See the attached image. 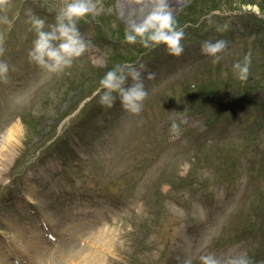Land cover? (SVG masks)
I'll use <instances>...</instances> for the list:
<instances>
[{
	"label": "rangeland",
	"instance_id": "rangeland-1",
	"mask_svg": "<svg viewBox=\"0 0 264 264\" xmlns=\"http://www.w3.org/2000/svg\"><path fill=\"white\" fill-rule=\"evenodd\" d=\"M93 2L78 22L88 47L59 73L28 53L33 21L47 31L61 0H10L0 13V62L9 65L0 145L19 126L0 153V246L8 239L16 249L24 232L30 264H78L82 252L100 264H200L208 254L264 264V0H167L185 32L179 57L123 42L146 8ZM219 39L228 46L213 63L201 45ZM248 54L241 81L233 65ZM118 64L142 74L139 115L119 97L109 108L93 95ZM107 236L110 247L98 251Z\"/></svg>",
	"mask_w": 264,
	"mask_h": 264
},
{
	"label": "clouds",
	"instance_id": "clouds-1",
	"mask_svg": "<svg viewBox=\"0 0 264 264\" xmlns=\"http://www.w3.org/2000/svg\"><path fill=\"white\" fill-rule=\"evenodd\" d=\"M62 7L55 17V23L44 30L45 21L35 19L33 27L36 38L28 53L29 59L48 73H59L70 68L77 58L82 56L88 45L82 37L78 22L96 10L93 0H61ZM131 3L146 8L138 20H132L125 29L124 43L141 45L146 50H154L164 46L168 55L179 57L184 52L182 40L185 32L178 27L176 18L169 10L167 0H130ZM10 0H0V13H7ZM244 11H257L252 6H242ZM6 19V17H5ZM115 27V25H113ZM227 25L219 27L218 31H225ZM228 46V41L219 39L215 42L205 41L201 45L203 55L213 57V63L220 61L221 53ZM4 49L0 47V55ZM251 65L250 54L244 57L243 62H236L233 70L238 79L245 81L249 77ZM127 68V71H126ZM9 65L0 62V79L7 81ZM149 73L147 79L154 78ZM129 78L131 83L129 84ZM115 94V95H114ZM93 95L100 96V104L112 107L119 97L121 107L130 114L139 115L143 109V102L148 96L140 71L132 66L116 65L99 81V87ZM179 125L171 124L170 132L175 135ZM200 264H251L246 254L229 256L226 259L217 258L214 254L201 255ZM182 264H193L191 258L182 260Z\"/></svg>",
	"mask_w": 264,
	"mask_h": 264
},
{
	"label": "bare ground",
	"instance_id": "bare-ground-1",
	"mask_svg": "<svg viewBox=\"0 0 264 264\" xmlns=\"http://www.w3.org/2000/svg\"><path fill=\"white\" fill-rule=\"evenodd\" d=\"M18 131H19V126H17V124L16 125H12V128L7 131L6 135L2 136L3 138H2L1 145H0V153H2V151L4 150L6 145L14 143L13 141L16 138V135H17ZM23 235H24V232L23 233L19 232V234L15 236V241H14L16 246H17V248L21 252H19V250H16L17 248L15 249L10 243H8L7 242L8 239H6V243L7 244H3L4 246H2V247L0 246V264H14V263L11 262L12 259L19 260L20 256H23L22 252H24L25 254H30V252H28V250H27L28 247H31V246H29L31 244L27 245L28 241H30V238H27L25 241H22V239L24 240V236ZM18 237H20V239ZM105 238L106 239H104V238L103 239H99L98 238V240L100 241V246L101 247L96 248L98 251L101 250L104 253H106L105 250H107L110 247L109 243H107V242L109 241V239L111 237L107 236ZM32 243L36 244V242H34V240H32ZM20 253H22V255ZM100 255H102V254H100ZM88 256H89L88 252H85V253L82 252L74 260H77L78 264H83V263L100 264L101 263V259H100L101 257L99 256V254L96 255V258H94V259L91 258L89 260H88Z\"/></svg>",
	"mask_w": 264,
	"mask_h": 264
}]
</instances>
